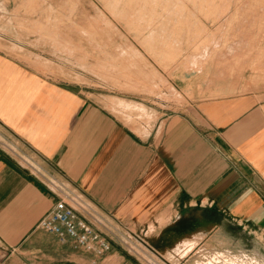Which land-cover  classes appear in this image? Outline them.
<instances>
[{
  "label": "crops",
  "instance_id": "0c3cea01",
  "mask_svg": "<svg viewBox=\"0 0 264 264\" xmlns=\"http://www.w3.org/2000/svg\"><path fill=\"white\" fill-rule=\"evenodd\" d=\"M190 75L173 87L192 100L173 106L58 80L0 48V264H208L197 255L261 254L264 97ZM118 99L148 107L151 124L125 120ZM42 175L80 197V216L110 253L36 229L58 200ZM128 235L159 261L130 250Z\"/></svg>",
  "mask_w": 264,
  "mask_h": 264
},
{
  "label": "rangeland",
  "instance_id": "374dc122",
  "mask_svg": "<svg viewBox=\"0 0 264 264\" xmlns=\"http://www.w3.org/2000/svg\"><path fill=\"white\" fill-rule=\"evenodd\" d=\"M0 48L103 94L185 105L193 96L173 86L191 74L264 97V0H0ZM140 107L147 114L120 109L119 115L150 125L151 112ZM133 246L139 257L159 261ZM221 251L243 250L196 258L205 262ZM244 252L264 262V248Z\"/></svg>",
  "mask_w": 264,
  "mask_h": 264
},
{
  "label": "built area",
  "instance_id": "2783aa9c",
  "mask_svg": "<svg viewBox=\"0 0 264 264\" xmlns=\"http://www.w3.org/2000/svg\"><path fill=\"white\" fill-rule=\"evenodd\" d=\"M35 170L36 168L33 167ZM39 172V171H38ZM49 188L57 196L54 207L39 221L36 229L56 236L61 242L71 240L75 247L98 257L110 253V241L101 235L85 218L81 217L79 209H87L79 196L75 195L68 184L42 175ZM121 241L135 251L137 245L132 235L122 238Z\"/></svg>",
  "mask_w": 264,
  "mask_h": 264
},
{
  "label": "bare ground",
  "instance_id": "6f19581e",
  "mask_svg": "<svg viewBox=\"0 0 264 264\" xmlns=\"http://www.w3.org/2000/svg\"><path fill=\"white\" fill-rule=\"evenodd\" d=\"M12 49L16 51L17 49H20V47L19 46L18 47L16 46V47H13ZM29 59H31V58L29 57ZM31 60H33V62H35V64L36 63H39V64L45 66V68H47V67L48 68H52L51 66H53V65H50V63H48V62H45L43 60H40V58H38V60L37 59H31ZM116 101L117 102L119 101V103H117L115 105H118L119 104L120 107L123 110H126V111L128 110V111H131V112L139 111V113H137V114H140L142 116H143V114H145V112L147 114V111L144 108L140 107L142 105H139V104H137L135 102H128V101L123 100V99H118ZM148 117H150V116L148 115ZM232 254H234V255H232ZM237 255L235 253H233V252H223V253H219V254H216V257H214L213 259L206 261V263L208 262V264H264V262L262 260H260L258 257L250 256L247 253H238ZM202 263H204V262H202Z\"/></svg>",
  "mask_w": 264,
  "mask_h": 264
}]
</instances>
